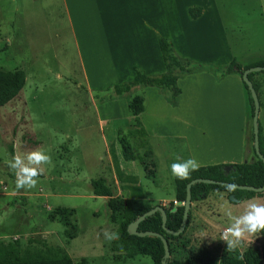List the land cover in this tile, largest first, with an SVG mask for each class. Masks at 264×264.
<instances>
[{
  "label": "rangeland",
  "instance_id": "1",
  "mask_svg": "<svg viewBox=\"0 0 264 264\" xmlns=\"http://www.w3.org/2000/svg\"><path fill=\"white\" fill-rule=\"evenodd\" d=\"M161 1L65 0L69 21L77 28L70 29L62 0H0V70L19 69L25 77L24 86L16 98L0 106V261L13 257L37 259L50 256L49 252L57 249L67 255L72 264H151L147 256L127 258L115 250L113 243L116 240L109 242L105 239V231L117 232L120 216L116 214L112 222L106 199L92 196L89 186L90 179L108 177L107 180H111L107 150L117 173L128 171L132 176L138 174L141 178H150L153 174L151 147L143 136L135 129L129 130L127 125L117 123L112 127H101L95 123L91 114L92 101L97 102L91 100V96L103 91L86 92L80 68L84 73L83 63L87 74L93 75L95 57L102 64L109 62L113 55L116 60L124 58L135 36L133 30L142 29L138 16L148 15L154 21L162 20L155 10ZM218 1L226 4V10L219 17V26L224 29L227 49L219 38L213 39L211 49L207 46L196 51L197 55L209 59L187 60L209 67L214 66L209 63L214 59L222 61L220 66L232 60L241 66L264 59V0ZM133 17V28L129 29ZM216 25L213 22L212 28L217 29ZM124 29L130 31L123 36ZM103 31L108 35L104 43L107 46L100 51ZM106 47H111L109 52H105ZM105 80L109 84L108 76ZM252 80L258 88L257 120L263 128L264 99L261 95H264V73L258 72ZM199 88L198 92L203 94L204 87ZM139 89L128 99L141 95L142 88ZM198 120L199 116H196ZM250 134L251 119L247 108L248 153ZM13 143L18 145L17 154L43 149L51 157V165H40L42 173L34 188L15 187V172L9 167ZM122 143L127 145L133 160H124ZM159 144L160 151L154 156L158 164L156 169L154 163L159 186L143 191L147 200L173 195L170 164L177 157L185 160L180 143L168 139ZM126 162L133 164L125 165ZM143 178L142 181L148 184ZM213 206L216 209V212L211 209L214 218L207 221L219 223V230L216 228L218 232L215 230L217 233H214V239H218L219 231L230 223L226 213L231 211L239 215L246 203L215 198ZM61 209L66 212L62 213ZM66 234L73 238L68 239ZM188 238L192 243L188 245L193 248H187L186 243L178 245L184 240L171 242L174 256L186 260L199 251V257L206 259L209 255L205 251L210 252L211 247L216 249L204 236L188 235ZM220 243L223 246L217 248L220 251L214 250V258H218L227 246L221 240ZM241 244L238 247L240 252L247 245L260 246L261 239L255 234Z\"/></svg>",
  "mask_w": 264,
  "mask_h": 264
},
{
  "label": "crops",
  "instance_id": "2",
  "mask_svg": "<svg viewBox=\"0 0 264 264\" xmlns=\"http://www.w3.org/2000/svg\"><path fill=\"white\" fill-rule=\"evenodd\" d=\"M88 1L94 2L95 0ZM62 2L63 7L66 8V17L69 21L70 15L67 2L65 3V0H62ZM195 8H198L200 13L196 18L192 19L189 17L187 11L188 9ZM155 10L161 15L162 20L154 21L148 15H139L138 21H140L142 29L133 30L135 36L128 45V51H125L128 53L124 55V58L116 60L113 55L110 57L109 62L102 64L98 60V57H95L93 75L91 73L90 75L87 74V67L82 63L84 73L81 67V79L86 92L89 90L100 91L106 88L107 85L110 86L130 81L134 75V71H138L144 75L163 73L164 65L157 46V36L165 38L171 43L173 53L179 59L206 61L205 59L209 58L197 55L196 51H202L207 46L211 49L210 46L213 39L219 38L224 47L226 46L224 29H221L219 26V17L221 18V14L226 10L224 1L163 0L159 6L155 7ZM213 22L217 24V29L212 28ZM133 23L134 17L131 19L129 29L133 28ZM69 24L70 29H77L70 21ZM129 29H124L123 36L127 31H130ZM115 34L117 35L118 33ZM101 35L102 44H100L98 50L103 51L104 46H107L104 43L107 41L108 35L106 31H103ZM106 48L105 52H109L111 47ZM225 52L227 53L228 50ZM230 59L231 55L228 57V60ZM209 63H212L214 66L222 65L220 59L210 60ZM107 76L110 79V85L105 80ZM176 86L179 88V94L175 98L176 105L173 107L165 102L156 88L141 87L144 108L138 115L139 129L143 130V137L147 145L151 147L150 160L153 162V174H151L150 178L142 177L144 180L147 179L148 184L142 181L141 175L134 174L132 176L124 169L125 173H117L109 151H105L109 166V178L112 181H108V177L102 178L113 184L115 196L123 198L128 203H134L133 205L149 204L152 207L156 205L163 207L171 201L173 205L176 204L173 195L169 198L147 200L143 193L146 189H155L159 186V180L156 179L157 170H155V164L156 169L158 164L155 162L154 156L160 151L159 142L161 140L169 139L180 143L183 148V157L185 159L194 158L199 162L200 167L242 163L251 159L250 153L245 150L247 103L242 81L238 74H226L219 80H216L212 74L206 71H197L178 77ZM200 86H203L205 89L203 94L198 92ZM139 88L140 86L132 87L129 93L114 96L103 102L96 101L97 103H94L92 101L93 111L91 114L95 123L101 127H112L117 123H121L127 125L130 128L129 130L137 129L134 125L133 117L127 111L126 102L129 95L140 90ZM262 92L264 94L263 90ZM261 97L264 99V95H261ZM91 100L95 99L91 96ZM196 116H199L198 121H196ZM261 129L264 138V127ZM17 148V143H13L11 150L13 156L18 155ZM128 164L133 163H125V165ZM163 170V174L165 175L166 170ZM217 193L223 192L211 191L204 199L190 202L189 220L184 232L185 235L183 234V238L181 239L185 241L187 248H193L191 245H188L190 242L188 235L191 237L204 236L216 248L213 249L211 247L212 250L210 252L203 249L209 256H215V252L221 250L217 248L223 246L220 240L223 241L222 234L225 228L219 231L218 241V239H214V233L218 232L219 223L215 221L208 223L207 221H211L212 217L214 218L212 211L216 212V209L213 206V202L215 198H220ZM254 197L259 202L264 203V194ZM254 197L234 203H246ZM224 199L229 201L226 194ZM211 209L213 210L211 211ZM190 244L192 243L190 242Z\"/></svg>",
  "mask_w": 264,
  "mask_h": 264
},
{
  "label": "trees",
  "instance_id": "3",
  "mask_svg": "<svg viewBox=\"0 0 264 264\" xmlns=\"http://www.w3.org/2000/svg\"><path fill=\"white\" fill-rule=\"evenodd\" d=\"M188 15L190 18H196L200 10L198 8L188 9ZM157 46L161 55V59L164 65V72L160 74L144 75L138 71H134V75L130 81L115 84L103 89V92H97L92 95L93 99L98 102H103L106 99H110L114 96H120L129 92L132 87H153L170 106L176 105V96L179 94V88L176 86V80L178 77L191 74L197 71H206L212 74L216 80H219L226 74L236 73L241 76V73L255 66L264 67V60L240 66L235 61H230L225 66H203L195 64L187 59L177 58L172 50L171 43L160 36H157ZM264 73V72H263ZM257 73H249L247 75L248 80L251 82L252 87L257 95V85L252 81V77ZM24 85V73L22 70L14 69L12 71L0 70V106L5 105L12 100L22 89ZM245 92L246 103L249 108V117L252 116V101L246 86L242 82ZM98 93H102L101 96ZM126 108L129 114L133 117L135 122L134 131L144 136L143 130L139 127L138 115L143 111L144 99L142 95H136L129 98L126 102ZM258 148L260 154L264 157V138L262 135V129L258 123ZM246 131H245V150L246 146ZM122 156L124 160L131 161L133 157L130 155L129 149L126 144H121ZM250 155L251 159L243 161L242 163H230V164H217L210 166L200 167L198 171L191 174V178L188 180H178L173 177V199L177 205H173L172 201L168 203L167 207L163 208L165 213V227L170 231H176L180 226L182 205L185 197V185L193 179H208L212 181L246 185L252 187H261L264 185V167L261 161L255 156L252 148V133L250 134ZM91 193L93 196L105 197L106 206L109 210V219L113 222L114 217L119 215V224L117 232L119 233V240H116L114 248L116 251L123 253L127 258L134 256H147L151 264H161L163 256V248L160 239L154 236L137 237L131 235L127 231V226L132 223L137 217L148 211L152 206L149 204H140L132 207L127 204L124 199H118L115 196V188L112 183L106 181L104 178L99 177L91 179L89 181ZM225 185L218 184H203L194 183L191 185L190 202L199 201L206 197L211 191L223 192L226 196H232L236 202L250 199L254 196H260L262 193H254L251 191L236 190L234 192H226ZM65 209H61L62 213ZM117 214V215H116ZM189 220V211L186 218V225L182 233L178 236H172L163 232L161 228L160 214L155 212L153 215L144 217L136 227L137 232H154L163 236L167 242L169 257L165 260L166 264H264V230L258 232V236L261 239L260 246L247 245L240 252L237 249L229 250L225 247L218 258L209 256V258L201 259L199 255L201 253L196 251V255L188 257L186 260L180 259L174 256L171 247V242L178 241L183 238V234L187 227ZM68 239L73 238L72 235L66 234ZM185 244V241L180 244ZM195 254V252L193 253ZM50 256H45L37 259H31L26 257H13L2 258L0 264H72L70 258L61 254L57 249H52L49 252ZM173 255V256H172ZM180 256V255H179ZM80 264V263H79Z\"/></svg>",
  "mask_w": 264,
  "mask_h": 264
},
{
  "label": "clouds",
  "instance_id": "4",
  "mask_svg": "<svg viewBox=\"0 0 264 264\" xmlns=\"http://www.w3.org/2000/svg\"><path fill=\"white\" fill-rule=\"evenodd\" d=\"M52 164L51 157L45 154L43 149H37L27 154H18L12 157L9 167L14 170L16 189L36 187L37 178L41 175L40 165ZM200 164L194 158L181 160L176 158L175 162L170 164V171L174 178L178 180H188L191 174L198 171ZM226 192H234L238 189L236 184L225 185ZM224 199L225 193H217ZM230 223L224 229L222 240L226 243L229 250L237 249L243 240L249 239L258 232L264 230V203L253 198L246 202L244 211L239 215H234L231 211L226 213ZM105 239L109 242L119 240L118 232H104Z\"/></svg>",
  "mask_w": 264,
  "mask_h": 264
},
{
  "label": "water",
  "instance_id": "5",
  "mask_svg": "<svg viewBox=\"0 0 264 264\" xmlns=\"http://www.w3.org/2000/svg\"><path fill=\"white\" fill-rule=\"evenodd\" d=\"M257 72H264V67L255 66L250 67L246 70H244L241 73V81L244 83V85L247 88V91L249 93L250 99L252 101V116H251V133H252V148L255 156L261 161L263 167H264V157L260 154L259 148H258V109H259V103L258 98L256 95V92L254 91L251 82L248 80L247 75L249 73H257ZM194 183H203V184H218V185H228L227 183L212 181L208 179H193L189 181L185 185V197L182 205V215H181V221L180 226L176 231H170L165 227V213L163 207L156 205L151 207L148 211L137 217L132 223H130L127 226V231L129 234L137 236V237H144V236H154L160 239V242L162 244L163 248V256L161 260V264H166L165 260L169 257V251L166 240L163 238L162 235L154 232H137L136 227L137 224L144 218L153 215L155 212H158L160 214L161 219V228L164 233L172 235V236H178L180 233L183 232L185 225H186V218L190 207V187ZM237 190H244V191H251L254 193H263L264 192V185L261 187H252V186H246V185H238ZM229 201L236 202L232 196H228ZM178 204V203H177Z\"/></svg>",
  "mask_w": 264,
  "mask_h": 264
}]
</instances>
